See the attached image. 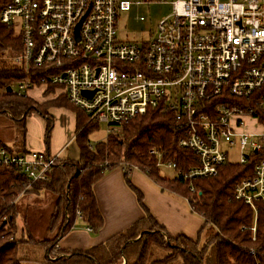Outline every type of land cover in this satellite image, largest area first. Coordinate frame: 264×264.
I'll list each match as a JSON object with an SVG mask.
<instances>
[{
    "label": "built area",
    "instance_id": "1",
    "mask_svg": "<svg viewBox=\"0 0 264 264\" xmlns=\"http://www.w3.org/2000/svg\"><path fill=\"white\" fill-rule=\"evenodd\" d=\"M130 8L126 0H10L0 21L18 30L23 49L13 63L26 74L44 72L39 83L22 80L17 94L55 87L88 122L107 124L109 134L150 108L173 112L185 128L179 147L196 156L197 166L177 171L175 162L151 154L159 168L185 180L215 177L235 148L242 164L264 151V130H253L264 118V0H175L171 16L142 45L119 37V15ZM60 161L0 147V167L30 183L46 181ZM255 174L237 186L235 198L251 207L256 221L264 161Z\"/></svg>",
    "mask_w": 264,
    "mask_h": 264
},
{
    "label": "trees",
    "instance_id": "2",
    "mask_svg": "<svg viewBox=\"0 0 264 264\" xmlns=\"http://www.w3.org/2000/svg\"><path fill=\"white\" fill-rule=\"evenodd\" d=\"M9 3L10 0H0V14ZM14 30L0 21V147L10 152H26V121L34 114L47 120L46 144L49 146L53 117L48 110L68 107L79 115L76 142L80 160L60 161L46 181L34 183L14 169L0 167V264H264V203L257 205L255 221L251 207L235 198L238 185L255 179V169L264 161V151L251 154L244 164L226 163L215 177L185 180L182 175L162 176L158 157L151 151L161 154L163 161L175 162L177 171L181 172L197 166V158L191 151L179 147L185 128L176 115L153 108L121 125L105 141L91 144L89 137L99 123L88 122V115L65 96L40 105L27 95L17 94L14 88L22 80L30 77L32 82L39 83L44 72L37 69L26 74L23 67L13 63L11 54L23 49ZM6 53L10 56L6 57ZM9 87L12 92H8ZM262 121L264 124V118ZM123 164L129 166L126 182L135 192L145 217L89 250L58 249L60 239L76 228L79 220L91 232L100 231L104 219L94 186L106 171ZM132 168L146 174L163 190L187 200L191 211L204 220L197 240L173 237L158 224L145 207L143 195L128 178ZM28 186L25 194L50 191L57 197L50 223V232L57 233L49 241L35 242L24 235L16 238L15 200ZM191 187L194 192L190 191ZM204 234L208 236L202 241ZM36 246L42 250V258L26 256L29 248ZM157 251L165 252L166 256L155 259Z\"/></svg>",
    "mask_w": 264,
    "mask_h": 264
},
{
    "label": "crops",
    "instance_id": "3",
    "mask_svg": "<svg viewBox=\"0 0 264 264\" xmlns=\"http://www.w3.org/2000/svg\"><path fill=\"white\" fill-rule=\"evenodd\" d=\"M37 91H40L41 98L34 97ZM43 95L44 89L41 87L31 90L27 94L37 103H43V98H46ZM49 113L52 117L57 115L53 120V129L55 132L58 128L60 134L53 133L49 146L44 148L42 137L45 124L42 128L41 120L37 125L31 119L32 116L29 117L26 121V152H47L52 156L57 155L61 161H79L80 148L76 142V136L80 130L78 129L79 115L73 110L69 112L61 107H52L49 109ZM9 146L11 145L9 144ZM128 178L133 187L143 195V203L150 214L171 236L198 239L199 232L204 227V220L198 218V215L191 211L185 198L168 190H163L139 170H130ZM94 192L104 219L103 227L97 233L90 232L82 220H79L78 226L60 239L59 249L89 250L118 233L124 232L145 217V212L139 204L135 192L127 185L126 174L122 166L106 171L104 176L95 184Z\"/></svg>",
    "mask_w": 264,
    "mask_h": 264
},
{
    "label": "rangeland",
    "instance_id": "4",
    "mask_svg": "<svg viewBox=\"0 0 264 264\" xmlns=\"http://www.w3.org/2000/svg\"><path fill=\"white\" fill-rule=\"evenodd\" d=\"M131 3V8L129 11L120 13L119 23H118V32L121 40L136 42L140 45L147 44L153 39L157 32L159 23L165 19L169 18L173 13V2L175 0H126ZM15 33H18V30H14ZM6 57L10 56L5 54ZM13 53L10 57H12ZM15 89V88H14ZM39 89V88H38ZM44 89L43 105L49 101H55L61 97H64L62 91L56 89L55 87H47ZM29 92V91H28ZM27 92V93H28ZM34 97L41 98L40 91L34 94ZM52 108V107H50ZM65 110L72 112L68 107H63ZM49 113V110H48ZM50 114V113H49ZM57 117V115H54ZM55 117L52 119L54 120ZM63 117V116H62ZM33 122L38 125L39 121H42V128L45 124L43 137L44 148H47L46 145V127L47 120L42 118L39 115H32L31 117ZM64 123V121H63ZM54 124V123H53ZM263 128V129H262ZM255 133H260L264 130V124L262 127L256 126L253 127ZM60 134L58 128L51 131L50 142L52 134ZM108 126L105 123H99V127L95 130L89 137L91 144H95L101 141H104L108 136ZM72 149V148H71ZM240 150L235 148L230 151L229 163L235 164L240 163ZM161 175L173 178L176 176L175 171L169 170L166 168H161ZM25 191V190H24ZM23 191V192H24ZM22 192V193H23ZM15 200L16 204V226L18 229L16 238L24 235L26 238H30L35 242L49 241L54 238L56 231L50 232V223L52 213L57 202V197L50 191H42L39 195H33L29 193H24ZM18 201V202H17ZM198 218L202 219L198 216ZM203 220V219H202ZM208 235L204 234L202 236V241L207 238ZM26 254L29 258H39L43 256L42 250L36 246L29 248ZM26 250V249H25ZM166 256V253L163 251H157L154 253L155 259H161Z\"/></svg>",
    "mask_w": 264,
    "mask_h": 264
},
{
    "label": "water",
    "instance_id": "5",
    "mask_svg": "<svg viewBox=\"0 0 264 264\" xmlns=\"http://www.w3.org/2000/svg\"><path fill=\"white\" fill-rule=\"evenodd\" d=\"M79 27H80V25L78 26V28H79ZM12 91H13L12 87H9V88H8V92H12ZM142 235H143V234H141L140 237H141ZM140 237H139V238H140ZM139 238H138V239H139Z\"/></svg>",
    "mask_w": 264,
    "mask_h": 264
}]
</instances>
